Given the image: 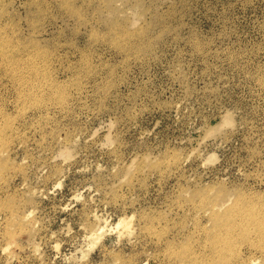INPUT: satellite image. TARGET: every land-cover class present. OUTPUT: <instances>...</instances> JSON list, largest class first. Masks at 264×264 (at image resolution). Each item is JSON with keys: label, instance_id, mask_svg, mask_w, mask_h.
<instances>
[{"label": "rangeland", "instance_id": "obj_1", "mask_svg": "<svg viewBox=\"0 0 264 264\" xmlns=\"http://www.w3.org/2000/svg\"><path fill=\"white\" fill-rule=\"evenodd\" d=\"M0 264H264V0H0Z\"/></svg>", "mask_w": 264, "mask_h": 264}]
</instances>
